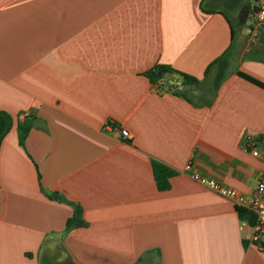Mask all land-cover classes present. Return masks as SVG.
Returning <instances> with one entry per match:
<instances>
[{"label": "crops", "instance_id": "0c3cea01", "mask_svg": "<svg viewBox=\"0 0 264 264\" xmlns=\"http://www.w3.org/2000/svg\"><path fill=\"white\" fill-rule=\"evenodd\" d=\"M262 1L0 0V264H264L235 204L183 171L242 195L264 172V26L238 18ZM71 204L85 226L66 229Z\"/></svg>", "mask_w": 264, "mask_h": 264}, {"label": "built area", "instance_id": "2783aa9c", "mask_svg": "<svg viewBox=\"0 0 264 264\" xmlns=\"http://www.w3.org/2000/svg\"><path fill=\"white\" fill-rule=\"evenodd\" d=\"M252 19L256 26H264V1L252 6ZM28 115L29 113L27 111L20 112L17 115V120L22 122ZM118 131L123 141L131 142L132 135L127 129L122 128ZM258 145V138L251 134H245L243 136L241 146L253 156L260 154ZM183 171L193 181L208 188L219 196L231 200L237 208L250 212L253 215V223L248 224L245 221L242 222V230H244L245 237L250 244L256 246L260 251L264 250V172L259 175L252 192L249 195H242L235 190L222 186L214 179L201 177L193 171L190 162L183 167Z\"/></svg>", "mask_w": 264, "mask_h": 264}, {"label": "trees", "instance_id": "16d2710c", "mask_svg": "<svg viewBox=\"0 0 264 264\" xmlns=\"http://www.w3.org/2000/svg\"><path fill=\"white\" fill-rule=\"evenodd\" d=\"M237 1L238 0H232V3H236ZM251 13H252V6L251 5L243 6L240 9L239 17H238L240 24L245 23L247 20V15L251 14ZM235 40H236V34H235L234 30L232 29V31H231V43H230L228 50H226V52H224V54L220 58L215 60L214 63L212 64V65L217 66V73H216L215 79L212 83V87L214 90L217 89L218 85L220 84V82L224 78V72L228 67V61L226 59V56L229 54L231 49L234 47ZM171 73H176V72L167 66H156L153 70L147 72L146 76L149 78V80L152 83H156V82L160 81L165 75H168ZM239 75L241 77L249 80L252 83H255L257 85H261L258 81L254 80V79H252L246 75H243V74H239ZM180 76L182 77V81L184 83H192V84L198 83L197 80L194 78H191V77H188L185 75H180ZM10 127H11L10 116H8L7 114H5L3 112H0V143L2 142V139L4 138L6 133L10 130ZM25 133H26V129H23L22 134H21V139H23ZM151 167H152V173H153L156 188L158 190H166L169 187L168 178L173 174V172H171L170 170H168L164 166L157 164V163H152ZM48 196H49V198L57 200V201H61V202L65 201L64 199L59 198L57 194H50ZM71 205L73 208V213H72V216L66 220V229H71L73 227L85 226L86 223L82 218V210H81L80 206H78L77 204H71ZM236 211L238 212V216H239V219L241 221H243V222L245 221L248 224L253 223V215L250 212H248L245 209H241V208H237V207H236Z\"/></svg>", "mask_w": 264, "mask_h": 264}, {"label": "water", "instance_id": "95a60500", "mask_svg": "<svg viewBox=\"0 0 264 264\" xmlns=\"http://www.w3.org/2000/svg\"><path fill=\"white\" fill-rule=\"evenodd\" d=\"M162 85L163 86H166L168 88L170 87L169 81L166 80V79H163L162 80ZM52 264H78V263H76L72 258H70L69 256H67V257H65V258H63L61 260H58V261H56V262H54Z\"/></svg>", "mask_w": 264, "mask_h": 264}, {"label": "rangeland", "instance_id": "374dc122", "mask_svg": "<svg viewBox=\"0 0 264 264\" xmlns=\"http://www.w3.org/2000/svg\"><path fill=\"white\" fill-rule=\"evenodd\" d=\"M228 14H229L230 19L232 20L233 24L235 25V24H236L235 16H234V15L232 14V12H230L229 10H228ZM254 43H255V42H254Z\"/></svg>", "mask_w": 264, "mask_h": 264}]
</instances>
